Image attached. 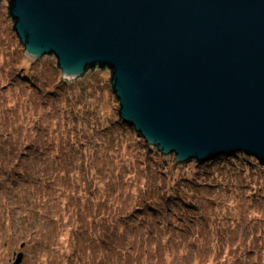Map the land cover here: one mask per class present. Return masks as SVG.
Masks as SVG:
<instances>
[{"label": "rangeland", "instance_id": "1", "mask_svg": "<svg viewBox=\"0 0 264 264\" xmlns=\"http://www.w3.org/2000/svg\"><path fill=\"white\" fill-rule=\"evenodd\" d=\"M0 1V264H264V166L177 165L118 117L110 72L32 61Z\"/></svg>", "mask_w": 264, "mask_h": 264}, {"label": "water", "instance_id": "2", "mask_svg": "<svg viewBox=\"0 0 264 264\" xmlns=\"http://www.w3.org/2000/svg\"><path fill=\"white\" fill-rule=\"evenodd\" d=\"M6 1L27 59L107 69L119 120L177 165L264 166V0Z\"/></svg>", "mask_w": 264, "mask_h": 264}, {"label": "bare ground", "instance_id": "3", "mask_svg": "<svg viewBox=\"0 0 264 264\" xmlns=\"http://www.w3.org/2000/svg\"><path fill=\"white\" fill-rule=\"evenodd\" d=\"M223 157V156H222ZM256 160V159H255ZM257 164H258V161L256 160ZM259 165V164H258Z\"/></svg>", "mask_w": 264, "mask_h": 264}, {"label": "trees", "instance_id": "4", "mask_svg": "<svg viewBox=\"0 0 264 264\" xmlns=\"http://www.w3.org/2000/svg\"><path fill=\"white\" fill-rule=\"evenodd\" d=\"M175 162V161H174Z\"/></svg>", "mask_w": 264, "mask_h": 264}]
</instances>
